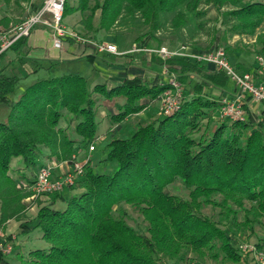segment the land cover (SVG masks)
<instances>
[{
  "label": "trees",
  "instance_id": "16d2710c",
  "mask_svg": "<svg viewBox=\"0 0 264 264\" xmlns=\"http://www.w3.org/2000/svg\"><path fill=\"white\" fill-rule=\"evenodd\" d=\"M3 1L24 6L28 16L44 3ZM211 10L217 17H207ZM75 13L82 19L72 31L82 39L103 43L104 36H117L130 26L135 45L159 49L164 40L157 35L166 30L190 41L187 47L196 52L224 49L228 59L236 52L230 40L254 37L264 26V2L247 0H67L64 20ZM27 17H0V31ZM204 36L208 45L199 49ZM256 43L264 55V34ZM27 44L28 38H22L9 51L23 61ZM4 55L0 106L8 105L10 111L0 122V231L8 222L26 218L25 201L34 198L32 188L45 162L72 166L80 152L100 140L102 102H121L108 119L116 126L150 104L160 106L170 89L165 77L128 79L108 89L90 87L82 76L68 74L39 80L13 101L21 79L5 74ZM87 59L94 63L93 56ZM151 60L176 75L183 89L178 109L137 126L126 139L107 143L104 162L115 165L109 174L95 173L91 159L86 160L73 186L45 204L36 200L35 228L48 249L31 251L22 264H178L189 254L203 261L244 264L228 232H254L264 222V119L247 112L242 123L216 121L221 102L210 98L209 91L228 90L224 72L188 58L153 55ZM233 67L239 74L249 72L237 63ZM212 121L214 130L196 138L202 124ZM14 160L23 166L16 178ZM177 184L187 198L167 192ZM65 190L71 193L68 199ZM63 199L65 208L56 209ZM127 206L143 218L145 227L129 223ZM207 208L218 214L205 213ZM0 264H8L1 255Z\"/></svg>",
  "mask_w": 264,
  "mask_h": 264
},
{
  "label": "built area",
  "instance_id": "2783aa9c",
  "mask_svg": "<svg viewBox=\"0 0 264 264\" xmlns=\"http://www.w3.org/2000/svg\"><path fill=\"white\" fill-rule=\"evenodd\" d=\"M67 0H44L43 7L35 14L28 16L19 24L11 25L7 31H0V58L9 51L14 44L22 38H29L33 31L43 26L53 31V46L60 49L66 40H73L83 46L92 47L98 53H107L115 56L132 55H157L164 60L171 58H188L204 66H208L226 74L234 84L236 93L232 98L221 99V107L216 121H228L229 123L245 122L247 98L256 105H264V58L259 57L257 63L260 67L262 81L256 83L254 76L250 73L239 74L229 62L224 49H216L205 52H196L190 47L183 46L176 50L162 47L151 49L145 46L134 45L129 50L121 53L115 45L96 43L77 36L72 30L64 25V11ZM164 77L170 87L160 98L159 115H169L178 109L183 97V89L175 74L164 68ZM99 142V141H97ZM96 142V143H97ZM96 143L89 147L90 152L96 150ZM86 161H78L70 166L69 172L61 178L55 176L54 172L62 165L49 163L40 171L32 188L34 198L39 196H50L60 193L64 189L73 186L77 179L82 176ZM15 237L9 239L0 231V255L9 257L13 253ZM243 261L250 264H264V249L255 244L245 242L238 246Z\"/></svg>",
  "mask_w": 264,
  "mask_h": 264
},
{
  "label": "crops",
  "instance_id": "0c3cea01",
  "mask_svg": "<svg viewBox=\"0 0 264 264\" xmlns=\"http://www.w3.org/2000/svg\"><path fill=\"white\" fill-rule=\"evenodd\" d=\"M82 16L80 13H75L68 16L64 20V25L69 30H74L79 28L78 24L81 21ZM103 43L115 45L118 48L119 38L114 35L104 36ZM122 49L118 50L121 53L126 52L127 49L122 42ZM93 56L95 58L94 63L88 61V57ZM153 55H132V56H115L107 53H98L94 49L88 46H83L78 43H72L70 41H65L60 49H56L53 46V31L50 28L43 26L37 27L32 35L28 38L27 49L25 51V58L23 61H19L22 68L27 72L28 75L34 76L38 73L44 71L49 74L53 72H58V68L63 66L65 63L76 64L71 72L74 75L82 76L87 79L88 82L93 81L92 87L96 85L98 81H103L104 85L108 89H113L128 79L141 78L154 80L156 78H163L164 67L160 68L152 63ZM113 58L112 61H107V58ZM240 59V57H239ZM5 61L7 64L5 65ZM18 61L16 59V54L13 51H8L5 53L1 60V66L8 69L13 62ZM237 64L242 65L244 68L249 69L250 74L254 76L255 82L258 84L262 81L261 71L258 63L251 68H249L250 62L245 59H240ZM251 65V64H250ZM211 68V67H209ZM212 70H214L212 68ZM221 99L232 98L236 93V88L233 84V89L230 92L226 90L224 93L216 91ZM142 103L146 104L148 101L144 100ZM109 105L110 103L105 102L104 105ZM247 106L245 111L251 112L252 114L260 115L264 119V114H261V105H256L252 103L247 98ZM159 117V104L153 103L145 109L140 114L127 119L120 125L107 126L105 133L99 135V142H106L108 138L112 140L117 137H125L126 139L130 134L135 131V127L138 125H143L151 120ZM111 128L110 134L108 130ZM107 143V142H106ZM96 152V151H95ZM94 153V152H93ZM87 150L80 152L79 157H83L82 161H86L92 158ZM92 166L94 164L92 162ZM58 171L66 172L70 170V166L67 164H62ZM57 171V170H56ZM66 192V190L64 191ZM64 194V193H63ZM32 199V198H31ZM28 199L25 204L28 208V213L23 221H10L3 228L2 232L5 235H11L15 237L14 247L17 246V251L14 255L5 257L8 264H22L28 257V254L33 250L27 249L25 245L31 240L29 238L30 232L33 230H38L35 228L36 225V215L39 209L38 203L35 200ZM41 234V232H40ZM23 235V239L19 238ZM42 242V234L40 235ZM19 241V242H18ZM48 249V248H45ZM36 250V249H35Z\"/></svg>",
  "mask_w": 264,
  "mask_h": 264
},
{
  "label": "rangeland",
  "instance_id": "374dc122",
  "mask_svg": "<svg viewBox=\"0 0 264 264\" xmlns=\"http://www.w3.org/2000/svg\"><path fill=\"white\" fill-rule=\"evenodd\" d=\"M250 2H264V0H247ZM5 16H10V17H27L28 16V10L24 7V6H17L15 5L13 2L12 3H8L6 4L3 0H0V17H5ZM210 19H213L214 17H217V13L215 10H211L207 16ZM137 25V29H140L139 24ZM121 33L119 35H117V37L119 38V45L118 48L119 50H121L122 47V42H124V46L127 49H130L132 46H134V42L132 39V35H131V31H130V26H127L121 29ZM260 34H264V26L259 30V32L254 36V37H243V38H238V37H234L232 40H230V44L231 46L236 49V52L230 56L229 58V62L233 65L235 63H237L240 59H245L248 60L250 62L249 64V68L253 67L255 65V63H257V59L259 57H263L264 55H262L260 53V46H258L257 42V38ZM186 35V34H185ZM158 37L162 38L164 40L163 46L166 48H175L177 49L180 46H189L191 45V42L188 40H181L177 37H175L170 31H162L160 34L157 35ZM136 45H141L140 43L136 44ZM208 45L207 42V37H203V39L200 41V43H198V48L199 49H205ZM240 57V59H239ZM107 61H112L113 58H107L105 59ZM7 64V62L5 61V65ZM76 65V64H75ZM74 64L71 63H65L63 66H60V68H58V72H53L51 74H49L48 72H40L37 75H34L33 77L28 75L27 72L22 68L21 64L19 61H15L12 63V65H10L8 67V69H6L5 74L9 77H18L20 78V83L17 87V90L15 92V94L13 96H11V99L13 101H16L20 95L22 94V92L29 86H31L32 84H34L35 82L39 81V80H43V79H47V78H56V77H61L63 75H68V74H72L71 72L73 68L75 67ZM93 81L89 82V86L92 87V83ZM96 85H104L103 81H98L96 83ZM233 89V83L230 81L229 82V87L228 90L231 92ZM210 94V98L221 101L220 96L217 94L216 90L215 91H209ZM105 102H102L99 106L100 110H99V116L97 117V121L99 123V128H98V135H101L103 133H105L106 131V127L110 126V122H109V116L113 113L116 112L117 107L119 105H121V102L118 103H111V104H107L104 105ZM262 111H264V105L261 106ZM9 111L10 108L8 105H1L0 106V122H4L6 121L8 115H9ZM247 114V113H246ZM152 121V120H151ZM62 127H65L66 124L62 123L61 124ZM138 126V125H137ZM136 126V127H137ZM216 126L215 121H212L210 123L208 122H204L202 124V128L201 130L196 134V138H199L203 133H210L214 130ZM135 127V128H136ZM73 138H77L75 136H73ZM118 139H121V137H117ZM125 137H122V139H124ZM112 139L108 138L107 139V143H109ZM106 142H97L95 147H96V152H90L89 148L87 149V151L89 153H93L91 155L92 158V162L94 164V170L95 173L97 174H109L112 170L115 169V165L108 163V162H104L105 157H106V153L104 152V147L107 144ZM83 157H79L78 156V161H82ZM49 163H46L44 165H48ZM59 169H57V171L54 172L55 176H57L58 178L63 177L64 175H66L69 171L66 172H62V171H58ZM23 171V166L22 164L19 162V160H14L12 162V176H14L16 178V173H20ZM26 174L28 175L29 178H31L33 176L32 173H30L29 171H26ZM169 193L174 194V195H178L181 197H188V193L185 189L182 188V186L180 184L174 185L173 187H171L170 189H168ZM53 195L51 196H39V197H35L32 198L31 200H38L40 203L45 204L47 201H49L52 198ZM71 196V193H69L68 191L64 192V198L68 199ZM65 201L66 200H61L58 201L56 203V209L58 210H63L65 208ZM129 213V223L132 226H141V227H145V225L143 224V218L140 217L138 214L134 213L130 207H125ZM205 213L211 215H217L218 214V210L216 211H212L211 208H207L204 210ZM240 219L243 220V215L240 216ZM40 231L39 230H33L32 232H30L29 238L31 239L26 246L27 249L30 250H37V249H45L48 248V245L45 242H42L40 239ZM228 235L232 237L233 241H234V245L235 246H239L245 242L251 243V244H255V245H261L264 247V222L263 225H259L255 227L254 232H250L247 231L245 233L242 232H235V231H229ZM7 237L10 239L11 235H7ZM19 238L23 239V235H20ZM19 242V241H18ZM17 246H15L13 248V253L12 255H14L17 251ZM169 264H176L174 262L169 263ZM178 264H230L228 262H218L215 263L213 261H211L210 259H205L203 260H198L196 259V257H194L192 254H189L187 256V258L182 261L179 262ZM244 264H250L248 261L245 262Z\"/></svg>",
  "mask_w": 264,
  "mask_h": 264
}]
</instances>
